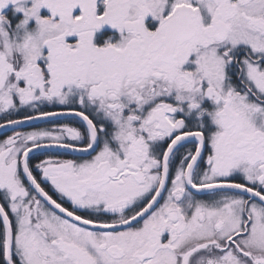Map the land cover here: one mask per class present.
<instances>
[{
    "label": "snow or ice",
    "instance_id": "obj_1",
    "mask_svg": "<svg viewBox=\"0 0 264 264\" xmlns=\"http://www.w3.org/2000/svg\"><path fill=\"white\" fill-rule=\"evenodd\" d=\"M9 4L0 264H264V0Z\"/></svg>",
    "mask_w": 264,
    "mask_h": 264
},
{
    "label": "flooded vegetation",
    "instance_id": "obj_2",
    "mask_svg": "<svg viewBox=\"0 0 264 264\" xmlns=\"http://www.w3.org/2000/svg\"><path fill=\"white\" fill-rule=\"evenodd\" d=\"M13 9H14V6L9 4L6 8H4L3 10H0V14L5 15L7 17V19H9L13 24H15V22L21 18V14L20 13L14 14ZM41 14H46V10H41ZM106 36H113L114 39L119 38L118 33H116V31L114 29H111L110 26H108V25H104L95 34L94 42L97 43L98 45H102L104 42V37H106ZM201 107L207 113V112L213 111L215 108V105L209 99L205 98L201 104ZM182 116H183L182 113H177L178 118H180ZM183 118L185 119L186 123L189 126L195 125L198 122H202L206 129H208L209 131L214 130V126L211 124L210 117L207 114L200 117L199 121H198V118H197L195 112H193L191 115H189L187 117H183ZM61 119H63V118H61ZM0 122H3L2 117H0ZM32 126L33 127H50L51 125L45 124L43 122H39V123L33 124ZM8 134H10V132H8L7 130L0 131V138H3Z\"/></svg>",
    "mask_w": 264,
    "mask_h": 264
},
{
    "label": "water",
    "instance_id": "obj_3",
    "mask_svg": "<svg viewBox=\"0 0 264 264\" xmlns=\"http://www.w3.org/2000/svg\"><path fill=\"white\" fill-rule=\"evenodd\" d=\"M37 123H39V122H37ZM36 124V123H35Z\"/></svg>",
    "mask_w": 264,
    "mask_h": 264
}]
</instances>
